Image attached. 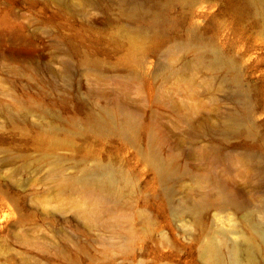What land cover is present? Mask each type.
I'll return each mask as SVG.
<instances>
[{
	"label": "rangeland",
	"instance_id": "1",
	"mask_svg": "<svg viewBox=\"0 0 264 264\" xmlns=\"http://www.w3.org/2000/svg\"><path fill=\"white\" fill-rule=\"evenodd\" d=\"M139 1L154 33L131 0H0V264H233L249 238L264 264V17L247 0ZM192 30L234 61L251 128H230L233 86L179 45ZM103 166L113 191L80 182Z\"/></svg>",
	"mask_w": 264,
	"mask_h": 264
},
{
	"label": "bare ground",
	"instance_id": "2",
	"mask_svg": "<svg viewBox=\"0 0 264 264\" xmlns=\"http://www.w3.org/2000/svg\"><path fill=\"white\" fill-rule=\"evenodd\" d=\"M144 2L139 0H131L130 8L127 9V15L131 18H140L144 19V16H147L146 12L143 9ZM246 5L251 10H254L256 13H259L264 17V0H247ZM147 20H143L142 25L139 26L141 32L144 33H154L159 30L161 27V20L156 16H148ZM195 30H192V34L185 40L179 42L181 47L189 48L195 51V55L200 61L206 63L208 67L215 68L222 71L223 82L225 84H231L233 86L232 96L233 99L239 103L240 108L234 111L229 112L228 121L230 128L240 129V128H251V107L250 101L247 95L246 90L241 84L239 73L237 67L232 59L224 57L215 47L208 41L200 38ZM122 117L124 120V125L122 124V131L132 136L129 132L130 129L135 125L134 117L125 110H121ZM97 126H104V120H96ZM148 158L157 166L158 170L164 178L168 177L174 169L172 166L164 161L162 158L152 151L147 152ZM120 172L111 167L103 166L99 168L89 169L85 174L79 179L80 182L84 185L96 186L101 190H105L107 193L110 190H114L117 182L121 179ZM229 201L233 202L236 205H239V202L231 194L228 195ZM263 220L254 221L253 227L256 234L264 243V206L262 207ZM208 252L217 258L222 257L221 246L217 243H209L207 247ZM260 247L253 240L249 238L247 243H238L233 242L229 248V258L233 264H257V257L259 254Z\"/></svg>",
	"mask_w": 264,
	"mask_h": 264
}]
</instances>
